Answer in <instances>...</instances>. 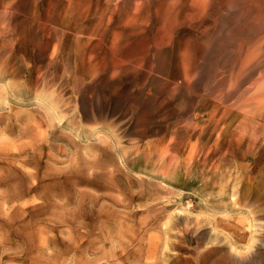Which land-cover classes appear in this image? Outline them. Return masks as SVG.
Masks as SVG:
<instances>
[{"label": "rangeland", "instance_id": "obj_1", "mask_svg": "<svg viewBox=\"0 0 264 264\" xmlns=\"http://www.w3.org/2000/svg\"><path fill=\"white\" fill-rule=\"evenodd\" d=\"M263 3L0 0V264H264L249 85L227 78Z\"/></svg>", "mask_w": 264, "mask_h": 264}, {"label": "bare ground", "instance_id": "obj_2", "mask_svg": "<svg viewBox=\"0 0 264 264\" xmlns=\"http://www.w3.org/2000/svg\"><path fill=\"white\" fill-rule=\"evenodd\" d=\"M138 1V0H137ZM250 1V0H249ZM260 1V0H259ZM29 2V1H28ZM27 2V3H28ZM90 2V1H89ZM248 2V1H247ZM258 2V1H257ZM16 3V2H15ZM15 3H14V5H15ZM75 3V2H74ZM77 3V2H76ZM223 3V2H222ZM244 3V2H243ZM25 4V3H24ZM81 4H83V3H81ZM261 4V3H260ZM259 4V5H260ZM72 5V4H71ZM145 5V4H144ZM238 5V4H237ZM239 5H241V7H242V4H239ZM263 5H264V3H263ZM26 6V5H25ZM24 6V7H25ZM73 6V5H72ZM109 6V5H108ZM246 6V5H245ZM245 6H244V8H245ZM206 7V6H205ZM249 7V6H248ZM261 7V6H260ZM174 8V7H173ZM176 8V7H175ZM195 8V7H194ZM229 8H230V5H229ZM250 8H252V7H250ZM23 9V8H22ZM81 9V8H80ZM236 9H238L237 8V6H236ZM248 9V8H247ZM246 9V10H247ZM132 10V9H131ZM142 10V9H141ZM204 10V9H203ZM227 10V9H226ZM225 10V11H226ZM229 10V9H228ZM233 10V9H232ZM231 10V11H232ZM242 10V9H241ZM251 10V9H250ZM240 11V10H239ZM70 12V11H69ZM68 12V13H69ZM249 12V11H248ZM261 12V11H260ZM176 13V12H175ZM246 13V12H245ZM258 13V12H257ZM14 14V13H13ZM81 14V13H80ZM229 14V13H228ZM82 15V14H81ZM84 15V14H83ZM82 15V16H83ZM125 15V14H124ZM232 15H234L233 13H232ZM11 16V15H10ZM22 16V15H21ZM29 16V15H28ZM53 16V15H52ZM176 16V15H175ZM173 17V16H172ZM177 17V16H176ZM232 17V16H231ZM241 17V16H240ZM77 18V17H76ZM80 18V17H79ZM131 18V17H130ZM129 18V19H130ZM199 18V17H198ZM229 18V17H228ZM200 19H201V17H200ZM12 20V19H11ZM133 20H135V19H133ZM194 20V19H193ZM241 20V19H240ZM239 20V21H240ZM243 20H245V19H243ZM249 20V19H248ZM2 21V20H1ZM78 21V20H77ZM208 21V20H207ZM242 21V20H241ZM245 21H247V20H245ZM254 21V20H253ZM13 22V21H12ZM79 22V21H78ZM83 22V21H82ZM200 22V21H199ZM206 22V21H205ZM228 22H229V19L228 20H226V23L228 24ZM232 22V21H231ZM238 22V21H237ZM259 22H260V20H259ZM258 22V23H259ZM10 23V22H9ZM39 23V22H38ZM41 23V22H40ZM76 23V22H75ZM81 23V22H80ZM203 23V22H202ZM214 23V22H213ZM236 23V22H235ZM240 23V22H239ZM243 23V22H242ZM226 24V25H227ZM232 24H233V22H232ZM244 24V23H243ZM257 24V23H256ZM15 25V24H14ZM177 25V24H176ZM185 25V24H184ZM241 25V24H240ZM255 25V24H254ZM264 25V24H263ZM1 26V25H0ZM85 26V25H84ZM197 26V25H196ZM4 27V26H3ZM181 27V26H180ZM179 27V28H180ZM183 27V26H182ZM213 27V26H212ZM229 27V26H228ZM255 27H256V25H255ZM56 28V27H55ZM178 28V29H179ZM230 28V27H229ZM238 28V27H237ZM257 29L259 28L258 26L256 27ZM256 28H255V30H256ZM263 28V27H262ZM47 29V28H46ZM81 29V28H80ZM114 29H115V27H114ZM198 29V28H197ZM225 29V28H224ZM176 30H177V28H176ZM235 30V29H234ZM247 30V29H246ZM43 31V30H42ZM45 31V30H44ZM203 31V30H202ZM209 31V30H208ZM241 31V30H240ZM257 31V30H256ZM167 32V31H166ZM178 32V31H177ZM199 32V31H198ZM230 32V31H229ZM250 32V31H249ZM252 32H253V30H252ZM258 32H259V30H258ZM8 33H9V30H8ZM44 33V32H43ZM163 33V32H162ZM227 33V32H226ZM232 33V32H231ZM236 33V32H235ZM234 33V34H235ZM242 33V32H241ZM251 33V32H250ZM255 33V32H254ZM257 33V32H256ZM255 33V34H256ZM3 34V33H2ZM18 34H20V33H18ZM202 34V33H201ZM221 34V33H220ZM219 34V35H220ZM244 34V33H243ZM242 34V35H243ZM247 34V33H246ZM9 35V34H8ZM175 35V34H174ZM224 35V34H223ZM229 35H231V34H229ZM228 35V36H229ZM13 36V35H12ZM209 36V35H208ZM246 36V35H245ZM249 36H250V34H249ZM249 36H247V38L249 37ZM258 36V35H257ZM264 36V35H263ZM163 37V36H162ZM165 37V36H164ZM175 37H177V36H175ZM226 37V36H225ZM224 37V38H225ZM8 38V37H7ZM22 38V37H21ZM87 38V37H86ZM85 38V39H86ZM109 38V37H108ZM227 38V37H226ZM236 38H240V37H237L236 36ZM243 38V37H242ZM264 38V37H263ZM32 39V38H31ZM90 39V38H89ZM169 39V38H168ZM220 39V38H219ZM228 39V38H227ZM245 39H246V37H245ZM261 39H262V37H261ZM38 40V39H37ZM235 40V39H234ZM234 40H232V41H234ZM244 40V39H243ZM247 41H249V40H247ZM263 41V40H262ZM24 42V41H23ZM56 42V41H55ZM156 42V41H155ZM252 42V41H251ZM18 43V42H17ZM20 43V42H19ZM27 43V42H26ZM223 43V42H222ZM2 44V43H1ZM11 44V43H10ZM24 44V43H23ZM155 44V43H154ZM159 44V43H158ZM220 44H221V42H220ZM219 44V45H220ZM225 44V43H224ZM250 44V43H249ZM7 45V44H6ZM62 45V44H61ZM174 45V44H173ZM216 45V44H215ZM214 45V46H215ZM226 45H228V44H226ZM2 46V45H1ZM75 46V45H74ZM166 46V45H165ZM171 46V45H170ZM217 46H218V44H217ZM222 46V45H221ZM221 46H218V49H219V47H221ZM245 46V45H244ZM7 47V46H6ZM23 47H26V46H23ZM158 47H160V46H158ZM157 47V48H158ZM226 47V46H225ZM215 48V47H214ZM217 48V47H216ZM229 48V47H228ZM227 48V49H228ZM233 48V47H232ZM238 48V47H237ZM243 48V47H242ZM241 48V49H242ZM12 49V48H11ZM51 49V48H50ZM223 49V48H222ZM226 49V50H227ZM239 49V48H238ZM36 50V49H35ZM38 50V49H37ZM164 50V49H163ZM216 50V49H215ZM214 50V51H215ZM23 51H24V49H23ZM210 51V50H209ZM223 51V50H222ZM216 52V51H215ZM241 52V51H240ZM6 53V52H5ZM22 53V52H21ZM43 53V52H42ZM46 53V52H45ZM167 53V52H166ZM221 53V52H220ZM3 54V53H2ZM2 54H0V55H2ZM36 54V53H35ZM40 54V53H39ZM74 54V53H73ZM216 54H217V52H216ZM222 54V53H221ZM226 54V53H225ZM230 54V53H229ZM11 55V54H10ZM166 55V54H165ZM209 55H210V53H209ZM227 55V54H226ZM239 55V54H238ZM237 55V56H238ZM207 56H208V54H207ZM224 56V55H223ZM263 57V58H260V57ZM228 57V56H227ZM231 57V56H230ZM25 58V57H24ZM167 58V57H166ZM211 59H212V57H210ZM1 59V58H0ZM217 59H218V57H217ZM216 59V60H217ZM223 59H224V57H223ZM57 60V59H56ZM166 60V59H165ZM7 61V60H6ZM211 61V60H210ZM224 61V60H223ZM227 61H229L230 62V58H229V60H227ZM227 61H225V62H227ZM233 61V60H232ZM218 62V61H217ZM236 64H234L233 65V63H232V65L233 66H235V65H237V67H238V70H237V73H236V75H235V78H234V72H231L230 70L228 71V75H227V78H228V80L229 81H235L236 83H237V85H238V90H240V87L242 86L243 88H245V90H246V85H249V87L247 88V91H243L244 92V95H243V102H239V104H238V111L240 112V116L237 118V119H235L236 120V123L238 124V128H242L241 129V131L240 130H236L235 131V133H237V135L234 137L235 138V140L237 141V144L238 145H240V146H243V145H245L246 147H250L251 149H252V153H254V155H253V157L255 158L254 160H255V164L257 163V166L260 168V167H262V166H264V41L261 43V42H258V43H256V45H254L252 48H250V49H248L247 51H246V53H245V57H238L237 58V61H234ZM203 63V62H202ZM209 62H207V63H203L204 65L205 64H208ZM223 63V62H222ZM6 64V63H5ZM11 64V63H10ZM202 64V65H203ZM213 64V63H212ZM217 64V63H216ZM47 65V64H46ZM119 65V64H118ZM157 65V64H156ZM214 65V64H213ZM219 65V64H218ZM224 65V64H223ZM230 65V64H229ZM5 66V65H4ZM29 66V65H28ZM55 66V65H54ZM120 66V65H119ZM170 66V65H169ZM206 66V65H205ZM6 67V66H5ZM19 67V66H18ZM27 67V66H26ZM34 67V66H33ZM208 67V66H207ZM212 67V66H211ZM218 67V66H217ZM225 67V66H224ZM41 68V67H40ZM43 68V67H42ZM56 68V67H55ZM122 68V67H121ZM205 68V67H204ZM212 68H214V66L212 67ZM230 68V67H229ZM20 69V68H19ZM206 69V68H205ZM208 69V68H207ZM215 69V68H214ZM226 69V68H225ZM17 70V69H16ZM23 70V69H22ZM29 70V69H28ZM169 70V69H168ZM209 70V69H208ZM222 70V69H221ZM224 70V69H223ZM222 70V71H223ZM232 70H234V69H232ZM40 71V70H39ZM155 71V70H154ZM211 71V70H210ZM210 71H209V73H210ZM216 71V70H215ZM22 72V71H21ZM24 72V71H23ZM170 72V71H169ZM208 72V71H207ZM213 72V71H212ZM224 72V71H223ZM2 73V72H1ZM205 73V72H204ZM216 73V72H215ZM215 73H213V74H215ZM218 73V72H217ZM216 73V74H217ZM221 73V72H220ZM219 74V73H218ZM4 75V74H3ZM6 75V74H5ZM143 75V74H142ZM224 75V74H223ZM45 76V75H44ZM207 76V75H206ZM205 76V77H206ZM6 77V76H5ZM20 77V76H19ZM204 77V78H205ZM224 77H226V75L224 76ZM65 78V77H64ZM102 78V77H101ZM167 79H168V77H166ZM165 78V79H166ZM217 78V77H216ZM1 79V78H0ZM51 79V78H50ZM79 79V78H78ZM211 79V78H210ZM30 81V80H29ZM78 81V80H77ZM82 81V80H81ZM198 81H201V80H197V82ZM217 81V80H216ZM233 81V82H234ZM106 82V81H105ZM137 82V81H136ZM196 82V81H195ZM233 82H231V84H233ZM49 83V82H48ZM98 83V82H97ZM46 84V83H45ZM140 84V83H139ZM197 84V83H196ZM239 84H240V86H239ZM56 85H57V83H56ZM67 85V84H66ZM229 85V84H228ZM227 85V86H228ZM236 85V84H235ZM83 86V85H82ZM106 86H108V85H106ZM229 86H232L231 88H233V85H229ZM33 87V86H32ZM40 87V86H39ZM56 87H58V86H56ZM137 87V86H136ZM226 87V86H225ZM236 88V87H235ZM29 89V88H28ZM48 89V88H47ZM57 89V88H56ZM66 89H67V87H66ZM99 89V88H98ZM104 89V88H103ZM191 89V88H190ZM194 89H195V87H194ZM32 90V89H31ZM55 90V89H54ZM93 90V89H92ZM107 90V89H106ZM242 90H244V89H242ZM37 91V90H36ZM60 91V90H59ZM64 91V90H63ZM65 91H67V90H65ZM72 91V90H71ZM77 91V90H76ZM88 91V90H87ZM104 91V90H103ZM102 91V92H103ZM120 91V90H119ZM151 91V90H150ZM47 92V91H46ZM49 92V91H48ZM52 92V91H51ZM61 92V91H60ZM60 92H59V94H60ZM85 92V91H84ZM236 92V91H235ZM241 92V91H240ZM242 92V93H243ZM30 93V92H29ZM53 93V92H52ZM51 93V94H52ZM58 93V92H57ZM68 93V92H67ZM91 93V92H90ZM94 93V92H93ZM123 93V92H122ZM239 93V92H238ZM241 93V94H242ZM49 94H50V92H49ZM51 94H50V97H51ZM210 94V93H209ZM53 96H54V94H52ZM55 95H56V93H55ZM63 95H65V94H63ZM67 95V94H66ZM83 95V94H82ZM232 95H233V93H232V90L230 89V87H227V89L225 90V99H226V101L227 102H229L230 101V99H232L233 100V98L234 97H232ZM234 95H236V94H234ZM55 97V96H54ZM57 97V96H56ZM73 97V96H72ZM85 97H86V95H85ZM16 98V97H15ZM63 98V97H62ZM65 98V97H64ZM68 98V97H67ZM74 98V97H73ZM147 98H148V96H147ZM160 98V97H159ZM8 99V98H7ZM55 99V98H54ZM66 99V98H65ZM89 99V98H88ZM224 99V100H225ZM240 99V98H239ZM16 100V99H15ZM59 100H61V98L59 99ZM135 100V99H134ZM62 101V100H61ZM63 101H64V99H63ZM68 101V100H67ZM75 101V100H74ZM57 102V101H56ZM71 102V101H70ZM102 102V101H101ZM119 102H120V100H119ZM82 103V102H81ZM122 103V102H121ZM63 104V103H62ZM234 104V103H233ZM2 105V104H1ZM65 105V104H64ZM72 105H73V103H72ZM93 105V104H92ZM126 105V104H125ZM100 106V105H99ZM197 106H199V105H197ZM122 107V106H121ZM62 108V107H61ZM198 108V107H197ZM69 109V108H68ZM83 109V108H82ZM110 109V108H109ZM129 109V108H128ZM127 109V110H128ZM64 110V109H63ZM71 110V109H70ZM72 111V110H71ZM93 112V111H92ZM199 112V111H198ZM228 112H229V110H228ZM86 114V113H85ZM70 115H72V114H70ZM83 115V114H82ZM134 115V114H133ZM94 116V115H93ZM72 117V116H71ZM74 118V117H73ZM84 118V117H83ZM90 118V117H89ZM108 118V117H107ZM198 118V117H197ZM215 118V117H214ZM213 118V119H214ZM30 120V119H29ZM88 120H90V119H88ZM93 120V119H92ZM155 120V119H154ZM94 121V120H93ZM104 121V120H103ZM88 122V121H87ZM117 122V121H116ZM83 123V122H82ZM91 123H93L92 121H91ZM95 123V122H94ZM162 123V122H161ZM177 123V122H176ZM90 124V123H89ZM99 124V123H98ZM154 124H155V122H154ZM169 124V123H168ZM83 125V124H82ZM153 125V124H152ZM158 125V124H157ZM157 125H155V126H157ZM161 125V124H160ZM198 125V124H197ZM108 126V125H107ZM172 126V125H171ZM132 127V126H131ZM158 128V127H157ZM166 128V127H165ZM217 128V127H216ZM237 128V127H236ZM111 129V128H110ZM127 129V128H126ZM173 129V128H172ZM151 130V129H150ZM154 130V129H153ZM169 131V130H168ZM2 132V131H1ZM0 132V133H1ZM160 133V132H159ZM225 135L226 136H229V134L227 133V130L225 129ZM235 133H233V135L235 134ZM151 134V133H150ZM159 135V134H158ZM179 138V137H178ZM228 139V138H227ZM226 139V140H227ZM184 140V139H183ZM157 141V140H156ZM177 141V140H176ZM179 141V140H178ZM29 142V141H28ZM226 142V141H225ZM206 143V142H205ZM151 144V143H150ZM203 144V143H202ZM33 146H34V144H32ZM206 145V144H205ZM30 146H31V144H30ZM4 147V146H3ZM223 147V146H222ZM13 148V147H12ZM12 148H11V150H12ZM104 148V147H103ZM102 149V148H101ZM151 149V148H150ZM162 149V148H161ZM160 149V150H161ZM185 149H186V147H185ZM14 150V149H13ZM103 150V149H102ZM137 150V149H136ZM221 152V151H220ZM16 153H17V151H16ZM12 154H14V153H12ZM235 154V153H234ZM203 155V154H202ZM235 156V155H234ZM251 156H252V154H251ZM179 157V156H178ZM228 157H230V156H228ZM231 157H233V156H231ZM144 158V157H143ZM252 158V157H251ZM155 159H156V157H155ZM236 159V158H235ZM238 160V159H237ZM158 161V160H157ZM179 162V161H178ZM16 163V162H15ZM156 163V162H155ZM175 163V162H174ZM198 164V163H197ZM168 166H169V164H168ZM220 166V165H219ZM222 166V165H221ZM229 167H231V166H229ZM251 167V166H250ZM255 168V167H254ZM221 169V168H220ZM231 169V168H230ZM229 169V170H230ZM211 171V170H210ZM213 171V170H212ZM218 171H219V169H218ZM217 171V172H218ZM231 171V170H230ZM238 171V170H237ZM241 171V170H240ZM257 171V170H256ZM259 171H261V170H259ZM31 173V172H30ZM213 173V172H212ZM27 174V173H26ZM223 174V173H222ZM238 174V173H237ZM250 174V173H249ZM255 174V173H254ZM32 175V174H31ZM212 175V174H211ZM258 175V174H257ZM188 176V175H187ZM239 176V175H238ZM242 176V175H241ZM25 178V177H24ZM33 178V177H32ZM240 178V177H239ZM238 178V179H239ZM260 178V177H259ZM258 178V179H259ZM195 179H196V177H195ZM211 180V179H210ZM239 180H241V179H239ZM236 181V180H235ZM243 182V181H242ZM238 183H239V181H238ZM207 184H208V182H207ZM206 184V185H207ZM210 184V183H209ZM264 185V184H263ZM233 186V185H232ZM237 186V185H236ZM248 187V186H247ZM263 187V186H262ZM261 187V188H262ZM244 188H245V186H244ZM259 188V187H258ZM247 189V188H246ZM233 190V189H232ZM253 190V189H252ZM255 191V190H254ZM257 191V190H256ZM221 192V191H220ZM253 192V191H252ZM236 195V194H235ZM258 195H260V194H258ZM251 197V196H250ZM244 199V198H243ZM246 199H247V197H246ZM252 199V198H251ZM261 199H263V198H261ZM236 200V199H235ZM249 201V200H248ZM257 201V200H256ZM258 202H260L261 203V201H258ZM259 203V204H260ZM231 204V203H230ZM251 204V203H250ZM244 205V204H243ZM252 206V205H251ZM264 207V206H263ZM194 208V207H193ZM241 208V207H240ZM226 209H227V207H226ZM237 209V208H236ZM239 209V208H238ZM253 209V208H252ZM228 210V209H227ZM251 210V209H250ZM234 210H232V212H233ZM249 211V210H248ZM262 220V219H261ZM183 230V229H182ZM190 235V234H189ZM186 236V235H185ZM210 249V248H209ZM262 251H263V249H262ZM205 254H207V253H205ZM257 256V255H256ZM259 256V255H258ZM203 258V257H202ZM256 258V257H255ZM254 258V259H255ZM259 259V258H258ZM215 260V259H214ZM181 261V260H180ZM190 261V260H189ZM205 262V261H204ZM211 262V261H210ZM215 262V261H214ZM207 263H208V261H207ZM257 263V262H256ZM263 263V262H262Z\"/></svg>", "mask_w": 264, "mask_h": 264}]
</instances>
